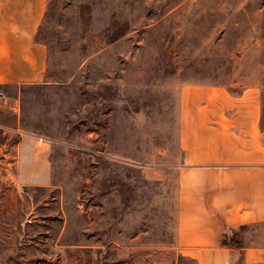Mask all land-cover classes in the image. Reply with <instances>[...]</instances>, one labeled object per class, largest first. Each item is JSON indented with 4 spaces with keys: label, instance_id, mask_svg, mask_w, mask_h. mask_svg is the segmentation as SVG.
Here are the masks:
<instances>
[{
    "label": "rangeland",
    "instance_id": "obj_1",
    "mask_svg": "<svg viewBox=\"0 0 264 264\" xmlns=\"http://www.w3.org/2000/svg\"><path fill=\"white\" fill-rule=\"evenodd\" d=\"M36 39L43 82L0 85V264H197L179 89L261 85L264 143V0H48Z\"/></svg>",
    "mask_w": 264,
    "mask_h": 264
},
{
    "label": "crops",
    "instance_id": "obj_2",
    "mask_svg": "<svg viewBox=\"0 0 264 264\" xmlns=\"http://www.w3.org/2000/svg\"><path fill=\"white\" fill-rule=\"evenodd\" d=\"M47 1L0 0L1 86L43 82L48 53L36 35ZM262 106L261 85L179 89L176 242L197 264H264V245H248L246 233L264 223Z\"/></svg>",
    "mask_w": 264,
    "mask_h": 264
},
{
    "label": "trees",
    "instance_id": "obj_3",
    "mask_svg": "<svg viewBox=\"0 0 264 264\" xmlns=\"http://www.w3.org/2000/svg\"><path fill=\"white\" fill-rule=\"evenodd\" d=\"M241 228H244V226H242ZM228 238H229V236H226V234L225 235H223V240H222V244L223 245H228V242H227V240H228ZM230 240H231V242L233 243V245H241V242H240V240L239 239H237L236 238V236H232L231 238H230Z\"/></svg>",
    "mask_w": 264,
    "mask_h": 264
}]
</instances>
